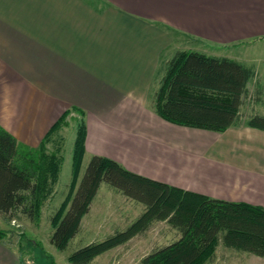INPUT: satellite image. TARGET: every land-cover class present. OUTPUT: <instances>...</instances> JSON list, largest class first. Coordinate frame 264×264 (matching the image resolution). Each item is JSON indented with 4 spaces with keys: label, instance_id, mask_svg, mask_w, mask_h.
Segmentation results:
<instances>
[{
    "label": "crops",
    "instance_id": "1",
    "mask_svg": "<svg viewBox=\"0 0 264 264\" xmlns=\"http://www.w3.org/2000/svg\"><path fill=\"white\" fill-rule=\"evenodd\" d=\"M181 36L225 48L262 40L264 0H0V126L36 146L65 111L75 110L86 125L85 154L264 206V167L241 158L257 149L234 145L233 159L186 149H197L205 136L260 137L263 130L182 126L154 111V91ZM229 140L216 148L223 151ZM0 264L27 263L0 238Z\"/></svg>",
    "mask_w": 264,
    "mask_h": 264
},
{
    "label": "trees",
    "instance_id": "2",
    "mask_svg": "<svg viewBox=\"0 0 264 264\" xmlns=\"http://www.w3.org/2000/svg\"><path fill=\"white\" fill-rule=\"evenodd\" d=\"M253 74L251 66L234 58L178 49L165 62L153 95L154 111L174 124L222 132L242 123L240 107ZM68 112L57 119L36 146L21 143L0 126V213L4 216H10L17 207L30 219L38 216L62 161L55 151H46L45 144ZM244 124L264 131V114H249ZM85 137L82 118L74 139L69 192L51 217L50 242L60 250L67 246L101 182L143 203L144 209L126 228L73 251L67 257L69 262L86 264L162 220L179 232V237L143 256L142 264H202L212 256L220 239L224 246L264 258V206L158 181L98 154L90 155L79 180Z\"/></svg>",
    "mask_w": 264,
    "mask_h": 264
},
{
    "label": "rangeland",
    "instance_id": "3",
    "mask_svg": "<svg viewBox=\"0 0 264 264\" xmlns=\"http://www.w3.org/2000/svg\"><path fill=\"white\" fill-rule=\"evenodd\" d=\"M180 39L181 42L178 43L180 49L198 50L208 55L227 56L253 68L254 74L247 84L248 92L244 97L243 108L240 110L242 123L238 125L239 127L247 126L244 124L247 115L264 113V39H256L249 43H237L228 48L201 44L188 37L181 36ZM68 111L57 131L45 144L46 151H55L61 156L62 161L58 177L51 186L49 195L40 205L38 216L35 219L28 218L20 207L14 209L10 216L0 213V230L2 231L0 238L10 244L16 254H19L27 264L33 262V264H64L68 255L73 251L90 242L103 240L117 230L126 228L144 209L143 203L126 197L107 182H101L88 211L81 218L78 231L70 238L67 246L60 250L50 242L51 217L69 192L72 180L74 139L77 126L82 119L78 111ZM222 138H219V141H223L225 146V142L229 138L225 137L224 140ZM203 140L197 149L192 147H186V149L194 150L199 155L208 158H216L217 153H220L233 159L237 158L236 155H233L234 149H236L234 145L241 146L244 142L243 148L246 150L257 149L259 152L255 156L240 157L245 161L254 158L260 160V162L257 161V166L264 167V134L260 137L250 134H241L238 138L232 137L230 139L233 141L232 144L223 151L216 148L219 146V141H215L214 137L208 139L205 136ZM89 158L90 155L84 154L80 164L79 180ZM177 237H179V232L166 221H157L148 230L98 254L86 264H142L143 256L159 246L172 242ZM202 264H264V258L224 246L220 239L215 245L212 256Z\"/></svg>",
    "mask_w": 264,
    "mask_h": 264
}]
</instances>
